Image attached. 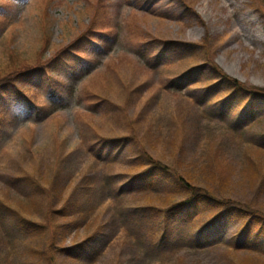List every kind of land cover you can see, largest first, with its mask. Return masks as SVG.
<instances>
[{
	"label": "rangeland",
	"instance_id": "rangeland-1",
	"mask_svg": "<svg viewBox=\"0 0 264 264\" xmlns=\"http://www.w3.org/2000/svg\"><path fill=\"white\" fill-rule=\"evenodd\" d=\"M87 35H91L95 41L96 47L91 51L110 53L82 55L84 63L73 66L76 70L88 66L99 68L78 87L75 106L69 105L51 119L50 115L44 122H36L34 116L31 122L15 116L0 123V200L5 201L6 205H11L9 200L14 205H21L27 213L22 215L37 221L45 207L60 209L64 206L65 197H71L75 188L86 189L88 195L94 197L91 199L94 203H103L92 214L93 218L98 216L97 226L89 230L81 229L78 235L74 234L73 229L66 234L59 231L55 235V246L51 249L44 246L41 252L45 256L39 261L30 257L29 245L32 244L17 233L15 222L7 218L5 223L14 226L11 232L3 235L5 241L1 235L3 230L0 232V264L138 263L136 251L128 245L122 246L124 234L118 232V223L109 213L113 211L115 203L128 201L146 204L126 191L131 188L129 179L138 175L143 167L126 163L125 154L114 163L100 161L103 157L99 151L106 145L101 140L112 136L114 121L132 116L135 109L137 112L132 118L141 111L144 119L138 122L139 146L149 144L152 152L173 166L179 160L182 170L191 176L194 183L205 185L223 197L221 199L236 201L264 218V151L226 136L223 142L217 139L206 149L205 139L209 136L198 131L200 118L197 111L183 105L186 101L181 98V94L189 90V85L180 86L183 92L171 88L163 90L161 96L158 90L159 85L168 83L164 79L166 74L178 75L207 65L209 61L248 86L264 89V0H32L26 3L0 0V81H10L20 89H30L29 97L40 105L42 113L51 112L52 98H48L45 88H41L42 81L36 77V72L35 77L27 72L49 63H59L54 62L59 51L75 43L76 48L81 47L80 43L87 39L84 38ZM112 36L117 37V41L108 49ZM169 41L191 43V48H167L164 43ZM146 43L153 50L150 56L147 55L152 64L156 62L159 51L166 54L169 51V55L161 59L164 65L151 69L150 65L137 60L134 55L136 50ZM204 46L210 49L209 56ZM34 50L39 51L35 53ZM169 64L172 66L166 68L165 65ZM66 75L65 72L53 71L50 72V79L56 86L65 78L70 82ZM125 81L127 90L122 91L118 83ZM252 103L264 107L263 98L254 99ZM155 110H162L170 114L173 120L179 121L176 126L180 140H185L187 151H179L183 142L179 143L178 136L177 145L169 146L173 135L166 124L162 126V131L164 135L170 133L171 138L163 140L157 135L158 123L147 125L146 119ZM168 124L175 127L172 122ZM175 130L176 127L174 135L177 134ZM242 134L247 139L259 138L264 134V121ZM196 148L204 157L199 158ZM89 149L94 150V155L89 154ZM210 152H215L217 156L208 157ZM108 153L106 146L103 153L106 160ZM140 154L147 158L145 153ZM155 154V158L161 159ZM116 173H123L125 177L118 180L114 189L124 187L127 193L121 195V202L111 203L106 200L107 191L97 180ZM9 174L19 183L7 186L10 185ZM27 178L35 184H25ZM94 178L96 183L92 182ZM37 184L44 185V194L33 197V205L25 203L26 196L35 193ZM61 189H64L62 194L58 193ZM57 194H61V198H55ZM134 194L142 193L135 190ZM70 219L58 218V214H55L51 222L61 224ZM233 223L234 220L222 222L221 232L214 224L209 227L208 233L213 237L217 234L219 237H229L238 225L234 226ZM103 235L110 240L107 248L102 250L104 242L99 248L102 253L97 256L98 247L93 248L94 241L92 252H89L90 249L87 251L91 255L96 252L93 261L79 263L61 251L62 247L73 245L83 238L88 241ZM217 256L191 253L183 264H224L222 258ZM232 256L241 264H264L262 258L245 254Z\"/></svg>",
	"mask_w": 264,
	"mask_h": 264
},
{
	"label": "trees",
	"instance_id": "trees-1",
	"mask_svg": "<svg viewBox=\"0 0 264 264\" xmlns=\"http://www.w3.org/2000/svg\"><path fill=\"white\" fill-rule=\"evenodd\" d=\"M115 41V36H112L108 47H111ZM80 44L82 48L78 49L79 52L71 49L69 56L63 59L64 62L69 64L70 61L80 59L78 57L79 54L81 56L90 53L89 46L92 43L88 42L87 39H83ZM164 44L167 47H178V44H175L174 41ZM203 49L209 56L210 49L205 46ZM146 50L149 56L153 51L148 45L137 60L143 64L150 65L151 69H156L161 65L163 54L166 57L169 55V53L166 54L160 51L161 54L156 56V62L152 64L146 54ZM66 51L65 49L62 54ZM209 62L206 63L207 65L189 69L178 75L165 73L166 78L164 79L168 80V83L158 86L159 96L162 95L163 90L178 88L182 84L189 85V90L187 89L188 91L186 90L185 94H181V98L186 101V104L183 105L195 108L198 111L201 123L198 131L200 130L199 132L209 136V138L205 139L206 149L217 139L223 142V138L226 136L233 141H240L243 145L264 151V134L256 139H247L242 134L245 130L264 120V112L258 111L252 105L254 99L264 98V89L248 86L238 78L223 72L217 64ZM165 66L169 68L172 64ZM49 68H54V65L49 63L30 72H36L39 77H44V87L55 102L54 104H57V101L62 100L64 92L61 93L63 89L60 91L57 88L62 86V83L55 86L54 81L50 79V74L49 80L46 78L48 75L46 72L50 73L54 70ZM192 78L196 79L191 80ZM4 82L5 80L0 81V87L3 88L12 83L10 81ZM70 88L74 90V85L72 84ZM9 90L10 88L7 87L0 93V104L5 100L11 101L13 99L12 95H8ZM27 90L29 89L15 87L14 96L16 97L17 91L18 96L27 97L26 100L29 101L27 105L32 108L35 104L25 93ZM11 103L15 106L16 101ZM136 112L135 109L132 112V116ZM132 116L127 115L116 121L123 120L128 138H140L138 122L144 120L143 112L139 111L135 118H132ZM150 117L146 119L147 125L156 123L157 117L161 118L158 122L157 135L159 138L162 140L164 138L170 139L172 134L173 140L169 144V146H172L177 145L178 136L179 143L183 142L179 151H187L184 145L185 140H180V133L176 126L179 123L178 120L169 119L166 121L162 117L161 111L156 110L152 112ZM168 122L175 124L176 135L173 132L175 127L172 128ZM164 124L168 126L171 134L164 135L162 131ZM103 142L117 146L119 150L121 149L119 140H104ZM256 142L257 144H255ZM150 148L149 144L143 145V152L147 155L145 161L141 163L136 161L141 160L140 155H138L126 162L133 166L143 167V169L147 168L130 178L133 181L132 184L136 182L140 184L136 192L142 193L140 195H136L134 192L131 194L138 197V201L142 199L146 204L129 203L128 201L120 204L115 203L116 201L121 202V195L124 193L121 187L114 189L118 180L124 177L123 174H112L97 180L98 184L107 191L106 200L115 203L113 211L111 212L110 209L111 213L109 214L118 223V232L122 231L124 234L125 238L121 241L123 243L122 246L128 245L136 251L135 259L138 261L137 264H183L191 253L217 254L216 258L221 257L224 264H241L233 258V254H245L264 259V218L262 216L255 214L249 207L236 201L221 199L223 197L215 194L205 185L194 183L191 176L182 170L179 160L173 166L168 161H164L162 156L152 152ZM153 154L160 156L159 158L161 159L155 158ZM196 154H200L199 158L204 157V154L200 153L197 148ZM207 155L208 157L217 156L215 152H210ZM9 179L10 185L7 186H14L19 183V180H15L13 176L9 177ZM92 182L96 183V179L94 178ZM24 183L29 186L35 184L29 178ZM34 191L33 195L26 196L25 203L33 205L34 201L32 198L37 196V194H44V185H38ZM63 191L64 189H61L58 193L62 194ZM61 194H57L55 198L59 196L61 198ZM91 199H94V197H90L86 189L83 191L75 188L71 197H68V199L65 197V203L62 208L50 210L49 207H45L40 212L41 217L37 221L25 218L22 214L27 213L20 207L21 205H14L9 199L11 205H6L5 201L0 200V232L1 230L4 231L3 234L1 233L3 241L6 240L3 235L10 232L7 229H1L3 228V215H6L13 220V223L15 222L18 234L25 236L32 244V246L29 245L30 257L41 261L45 256V253L41 252V250L44 249V246L49 249L55 246V235L59 234V231L66 234L73 229L75 230L74 234L78 235L81 229L89 230L97 226L98 216L93 218L92 214L103 203L98 205ZM155 199L158 201L155 202ZM55 214H58V218L71 219L67 223L53 224L51 220L54 219ZM233 220L234 226L238 225L229 237L216 236L211 238L208 233L209 227L217 224L216 226L218 227H215L218 232H221L222 222H233ZM100 227L104 226L100 225ZM9 229H12L11 225ZM96 238L88 241L83 238L80 242L62 247L61 251L71 259H76L79 263L93 261L96 252L91 255L87 251L90 249L89 252H92V243L99 240ZM109 241V239H106L105 247H107ZM102 249H104V246ZM138 252L141 254L139 255ZM97 253L98 256L100 252L98 251ZM84 257L86 258L83 259Z\"/></svg>",
	"mask_w": 264,
	"mask_h": 264
}]
</instances>
